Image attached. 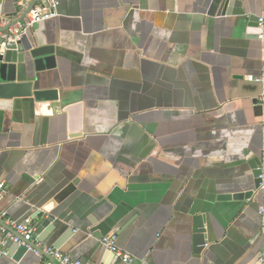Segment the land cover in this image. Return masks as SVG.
Here are the masks:
<instances>
[{
	"label": "crops",
	"instance_id": "1",
	"mask_svg": "<svg viewBox=\"0 0 264 264\" xmlns=\"http://www.w3.org/2000/svg\"><path fill=\"white\" fill-rule=\"evenodd\" d=\"M49 1L54 15L24 37L53 46L54 66L30 74V96L0 97V212L34 233L48 207L55 227L32 239L40 255L18 262L22 245L0 232V264H57L47 247L121 264L99 242L108 234L131 264H262L264 190L248 163L264 160V114L252 103L263 42L244 18L218 15L212 0ZM249 2L264 18V1ZM20 4L0 0V26Z\"/></svg>",
	"mask_w": 264,
	"mask_h": 264
},
{
	"label": "water",
	"instance_id": "2",
	"mask_svg": "<svg viewBox=\"0 0 264 264\" xmlns=\"http://www.w3.org/2000/svg\"><path fill=\"white\" fill-rule=\"evenodd\" d=\"M46 0H23L22 6L17 7L19 12H22L16 17V14H12L16 17L12 22H9L3 26H0V97L12 98V97H28L32 93V82L28 79L33 71L44 70L45 68H51L54 66L56 59L54 55V47L51 45H37L35 41L26 39L24 35L17 42L7 43L6 36L9 29L16 23L20 22L25 14H27L34 6L41 4ZM58 1V0H54ZM250 0H212V4L217 7L218 15L233 16L237 18H244L246 22V33L248 38L258 39V35L261 30L257 27L254 28L251 25H257L259 17L250 14L249 7ZM264 1V0H263ZM263 63H264V42H263ZM254 106L264 114V89L259 98H256L252 102ZM76 106H70V110ZM264 118V117H263ZM264 120V119H263ZM252 170V176L254 178V190L260 189V184H264V160L254 158L248 163ZM263 175V179L260 176ZM66 192H63L55 198V201H60ZM253 195V190H249L242 194H233L223 196V199H248ZM52 205V203H50ZM51 209L45 207L42 212H39L35 218L40 222L36 231L32 235V239L42 231L43 228H53L52 224L55 220L50 214ZM46 215V216H45ZM45 216V217H44ZM1 223V221H0ZM193 240H194V253L201 254L205 245V228H204V216L196 215L193 218ZM13 232V230L11 231ZM263 241V263L264 264V232L262 234ZM30 247H35L32 242L27 241ZM8 246L12 249L16 248V244L9 241ZM42 252L40 249H38ZM28 249L25 246H19L16 255L13 260L18 262L20 257L22 258L27 254Z\"/></svg>",
	"mask_w": 264,
	"mask_h": 264
},
{
	"label": "built area",
	"instance_id": "3",
	"mask_svg": "<svg viewBox=\"0 0 264 264\" xmlns=\"http://www.w3.org/2000/svg\"><path fill=\"white\" fill-rule=\"evenodd\" d=\"M19 6H22V4ZM54 7L55 3L49 0L43 1L41 4L34 6L27 14H25L24 18L20 22L16 23L9 29V32L6 36H3L6 37L7 43L9 44L11 42H17L27 30L34 26V24L53 16ZM21 12L22 9L18 13L20 14ZM258 28L261 30V33L258 35V40L264 42V18H259ZM260 178L263 179V175H261ZM260 188L264 190V184L261 183ZM5 191L4 184L0 183V194L5 193ZM263 212L264 211L261 208L259 213L262 214ZM6 215V212H0V219H2L4 222V225L0 224V232L4 237L2 241L3 244L6 243V241H11L15 244L25 246L28 251H31L36 255H40L38 248L30 247L28 244H26L27 241L32 242V235L34 231L30 220L25 219L21 223H15L10 221ZM7 226H10L13 232L8 231ZM99 242L121 264L132 263L133 259L131 256L118 248L117 236L115 234L102 236L99 239ZM44 252L56 260L58 262L57 264H80L79 261L72 260L68 255L62 254L59 250L54 248H44ZM2 254L6 255V252H2Z\"/></svg>",
	"mask_w": 264,
	"mask_h": 264
}]
</instances>
